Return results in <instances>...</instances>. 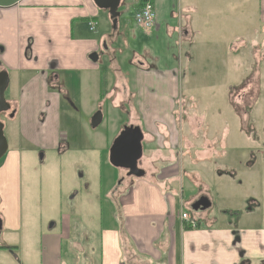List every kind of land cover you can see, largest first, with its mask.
<instances>
[{"label":"rangeland","instance_id":"obj_1","mask_svg":"<svg viewBox=\"0 0 264 264\" xmlns=\"http://www.w3.org/2000/svg\"><path fill=\"white\" fill-rule=\"evenodd\" d=\"M138 1H121L117 29L107 10V17L99 24V29L108 32L107 41L100 46L99 59L106 69L107 81L99 106L104 113L103 123L93 129L91 117L82 114L80 123L66 119L64 125L84 148L89 144L84 142L89 139V129L108 134L111 143L124 125L143 122L144 156L139 165L146 171L144 177L176 193L178 200L184 198L190 203L200 196L208 197L212 205L196 212L201 216L193 214L198 225L206 216L216 219L214 230L237 231L238 236L247 232L244 247L238 248L239 264H245V258L250 257L246 249L257 244V239L250 241L257 231L264 235V2L212 0L204 15L202 12V29L193 26V32L198 33L191 37L190 31L181 33L185 23L170 16L172 21L165 30L149 34L151 28L144 29L136 23ZM191 4L197 6L199 0L187 5ZM187 19L189 22V16ZM139 30L142 32L134 37L129 33ZM228 33L232 39L225 41ZM225 42L234 44L228 48ZM139 62L147 66V71L155 65L157 71L150 73L153 77L164 79L167 73L175 74L173 83L178 92L170 95L164 89L160 91L157 80L135 69ZM164 95L170 100L163 104ZM151 96L157 99V111L148 110L149 105H156L150 101ZM14 118L2 116L9 147L15 144L19 132ZM84 118L90 127H83ZM70 142L63 153L38 150L37 164L31 165V170L22 167L21 176L13 181L18 186L25 226L18 232H0V245L9 247L8 251L0 249V264H12L9 256L14 261L18 257L17 264H25L27 257L34 261L36 257L40 263V232L61 231L63 220L64 227L66 222L72 227V240L81 241L63 242L64 264H99L101 229L107 226L109 216L117 220V212H113L116 207L107 197L128 191L133 186V181L128 180L135 177H128L124 170L120 179L123 169L110 164L109 151L101 157L92 149H74ZM8 153L9 150L0 159V167ZM41 153L44 156L39 160ZM107 173L111 178L105 183ZM113 176L116 182L112 188ZM13 184L0 183L1 199ZM178 208L191 214L186 206ZM52 223L55 226L51 227ZM36 228L42 230L38 233ZM201 229H208L205 220L201 221ZM81 231L84 240L77 235ZM27 232L31 235H23ZM87 232L91 238H87ZM14 244L21 245L19 250ZM30 247H37L40 253L32 254ZM252 263L264 264V258Z\"/></svg>","mask_w":264,"mask_h":264},{"label":"crops","instance_id":"obj_2","mask_svg":"<svg viewBox=\"0 0 264 264\" xmlns=\"http://www.w3.org/2000/svg\"><path fill=\"white\" fill-rule=\"evenodd\" d=\"M211 1L199 0V4L195 6L187 5L192 0H153L156 21L149 29V34H158L159 31L165 30L172 21L170 16L175 21L179 18L185 23L181 26L183 35L190 31L191 37L196 36L198 32H193V26H199L196 28L199 31L202 29V12L204 15L205 9L212 4ZM136 5L138 9L139 1ZM105 11L100 9L94 0H21L11 7L0 8V43L3 45L0 48V68L9 72L8 94L16 108L14 119H17L19 124L16 142L9 147L6 162L0 167V183L6 181L7 185H11L13 181L16 182L21 176L22 167L30 169L31 165L37 164V152L42 148L63 153L62 150L68 148L67 142L77 141L75 135L65 127V120L77 123L82 114L86 115L85 118H90L100 106L103 66L100 64V58L95 62L90 55L96 51L100 52L107 41L108 32L99 29L100 21L107 17L108 12ZM185 11L193 13L188 14ZM91 21L96 24L94 30L90 29ZM176 24L178 25V22H175ZM189 24L191 27L187 28ZM140 32L142 31L129 33L134 37ZM219 34H222L221 30ZM232 36L228 33L224 37L225 41L232 39ZM233 44L225 42L224 45L229 48ZM117 65L119 66L118 63ZM151 67L152 70L147 71V66L139 62L135 69L147 74L150 80H157L156 82L160 83V91L164 89L171 93L170 95L176 94L178 86H174L173 79H177V76L167 73L164 79L153 77L150 73L157 70L154 69L155 65L152 64ZM51 75L62 83L67 97L51 85ZM162 100L161 103H168L170 97L164 95ZM150 101L156 105H149L148 110L157 111V99L151 96ZM85 118V123L81 122L83 127H90ZM140 125L143 127V122L140 121ZM87 132L89 139L84 142L89 144H85L83 148L81 142H73L76 145L70 142L71 147L80 150L92 149L103 157V153L108 152L110 148L108 134L91 132L90 129ZM116 133L115 130L114 134ZM123 171L124 169L120 179ZM110 178L107 173L105 183L110 182ZM114 179L111 181L112 188L116 177ZM129 181H133V186L128 191H124L120 196L116 194L115 197H107L112 199L110 201L116 207L113 212H117V220L112 221L109 216L106 220L107 226L104 225L101 229L102 258L99 264H239L238 248L245 244L247 232L238 236L237 231L214 230L216 219H208L206 216L201 217L197 227L191 226L188 220L182 218L183 211H178V206H186L191 210V214H194L191 202L187 199L178 200L176 193L160 187L161 184L159 186L158 182L147 177L134 178L128 180V183ZM9 190L4 199L0 198V216L3 219V229L18 232L24 228L25 222L16 183ZM199 213L195 215L201 216ZM202 220L206 221L208 229H201ZM63 223L64 220L61 221L59 232H40L42 229L36 228L38 233H43V245L40 247L41 252L43 251L42 258L38 255V263L36 257L35 261L27 257L25 264H64L63 242L69 240L79 244L81 241L72 240V227H69V222H66L65 227ZM256 233L250 242L257 239V244L252 243L248 250L246 249V254L249 251L250 257L245 255V264H254V259L264 258V235L261 231ZM80 234L84 240L83 231L77 233ZM23 235L31 234L27 232ZM86 235L91 238L89 232ZM12 246L18 250L21 247L20 244ZM8 248H5L6 251ZM30 252L40 253L37 247H30ZM9 257L12 264H17L18 257L15 256L16 261Z\"/></svg>","mask_w":264,"mask_h":264},{"label":"water","instance_id":"obj_3","mask_svg":"<svg viewBox=\"0 0 264 264\" xmlns=\"http://www.w3.org/2000/svg\"><path fill=\"white\" fill-rule=\"evenodd\" d=\"M21 0H0V8H7L16 5ZM122 0H94L95 4L103 10H108L110 18L113 22V28H118V19L121 15L119 8ZM90 58L95 62L99 57L97 53H92ZM10 85V75L6 69H0V112L7 111L11 108V104L7 102L5 93ZM15 111L11 114L14 116ZM104 120V113L101 109L97 110L90 120L93 129L99 127ZM145 134L140 125L129 124L124 125L121 131L114 138L109 148V161L113 167L124 169L127 171L128 177L142 178L146 175V171L140 167L139 163L144 156ZM9 150V142L4 132V123L0 120V159L7 154ZM43 153L40 154V159ZM211 201L208 197H202L192 209L197 211L208 209ZM53 224H51V227ZM3 229V219L0 216V232Z\"/></svg>","mask_w":264,"mask_h":264},{"label":"built area","instance_id":"obj_4","mask_svg":"<svg viewBox=\"0 0 264 264\" xmlns=\"http://www.w3.org/2000/svg\"><path fill=\"white\" fill-rule=\"evenodd\" d=\"M136 23L144 29L152 28L154 26L156 20V9L155 5L151 1H146L135 13ZM91 30L96 28V24L91 21L90 22ZM182 218L188 220L191 226H197L198 220L197 218L190 215L188 212H182Z\"/></svg>","mask_w":264,"mask_h":264},{"label":"flooded vegetation","instance_id":"obj_5","mask_svg":"<svg viewBox=\"0 0 264 264\" xmlns=\"http://www.w3.org/2000/svg\"><path fill=\"white\" fill-rule=\"evenodd\" d=\"M123 1V0H122ZM105 46H106V44H105ZM93 53H97L98 54V57L100 58V52H98V51H96V52H93ZM0 69H2V68H0ZM50 83H51V85L52 86H54L55 88H56V90H58L57 88H62L61 86H62V83H60V81H59V79L57 78V77H54V75H51V77H50ZM64 88V87H63ZM8 91V89L6 90V92ZM59 91V90H58ZM7 94V95H6ZM65 94H66V96L65 97H67V92L65 91ZM5 97H6V100H7V102L8 103H10L11 104V108L9 109V110H7V111H2V112H0V120L3 122V120H2V116H4V117H11V114L15 111V113H14V116H15V114H16V108H15V106H14V104H13V102L9 99V96H8V92L7 93H5ZM99 109H101L102 111H103V109L102 108H100V107H98L97 108V110H99ZM96 110V111H97ZM95 111V112H96ZM94 112V113H95ZM93 113V114H94ZM14 116L13 117H11V118H14ZM4 123V122H3ZM135 125H137V124H135ZM5 126V125H4ZM5 132V131H4ZM202 197H205V196H200L199 198H197V199H195V200H193L192 202H191V208H192V205H195L198 201H200V199L202 198ZM206 210V209H205ZM203 210H201V208L199 209V210H197V211H195V212H202ZM199 223H200V220H199Z\"/></svg>","mask_w":264,"mask_h":264},{"label":"trees","instance_id":"obj_6","mask_svg":"<svg viewBox=\"0 0 264 264\" xmlns=\"http://www.w3.org/2000/svg\"><path fill=\"white\" fill-rule=\"evenodd\" d=\"M146 1H151L153 2V0H139V6L138 7H141ZM106 69L104 68H101V93H100V98H101V101H103V98L106 94V84H107V81H106ZM62 88H57L59 91H61L63 93V95L66 96L65 92H64V88L63 86H61ZM113 141V140H112ZM111 141V143H112ZM111 143H110V146H111ZM194 213H196L194 210H193ZM0 247H3V248H7L8 246H0Z\"/></svg>","mask_w":264,"mask_h":264}]
</instances>
